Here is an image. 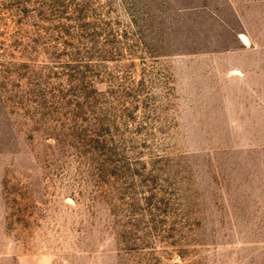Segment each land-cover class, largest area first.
Wrapping results in <instances>:
<instances>
[{
  "label": "rangeland",
  "instance_id": "obj_1",
  "mask_svg": "<svg viewBox=\"0 0 264 264\" xmlns=\"http://www.w3.org/2000/svg\"><path fill=\"white\" fill-rule=\"evenodd\" d=\"M0 264H264V0H0Z\"/></svg>",
  "mask_w": 264,
  "mask_h": 264
},
{
  "label": "crops",
  "instance_id": "obj_2",
  "mask_svg": "<svg viewBox=\"0 0 264 264\" xmlns=\"http://www.w3.org/2000/svg\"><path fill=\"white\" fill-rule=\"evenodd\" d=\"M212 18H218L217 16L213 15Z\"/></svg>",
  "mask_w": 264,
  "mask_h": 264
}]
</instances>
